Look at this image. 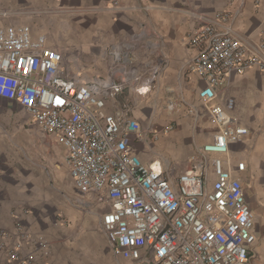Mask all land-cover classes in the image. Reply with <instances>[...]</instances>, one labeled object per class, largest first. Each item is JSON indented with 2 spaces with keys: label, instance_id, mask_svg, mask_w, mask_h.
<instances>
[{
  "label": "crops",
  "instance_id": "obj_1",
  "mask_svg": "<svg viewBox=\"0 0 264 264\" xmlns=\"http://www.w3.org/2000/svg\"><path fill=\"white\" fill-rule=\"evenodd\" d=\"M118 1L119 7L111 0H0V29L30 26L34 36H45L47 45L63 55L71 76L109 78L114 51L135 67L160 66L157 84L148 95L139 96L127 87L108 102L107 111L117 107L139 121L142 132L131 136V145L145 163L160 161L184 171L216 133L198 97L205 81L190 67L198 49L188 36L218 13L229 12V22L220 29L264 59V0ZM217 91L216 103L233 99L231 115L249 130L231 146V153L234 161L246 163L245 171L234 175L242 181L254 215L253 262L264 264V70L232 74ZM169 128L172 131L165 132ZM63 155L54 136L46 135L19 105L0 98V229L13 232L20 223L47 240L49 246L34 253L39 264H85L103 243L99 232L110 210L108 202L94 194L81 195L61 167L45 169L55 167ZM59 180L69 185L70 196L56 189ZM61 194L69 203L59 198ZM55 196L57 203L51 199ZM78 197L87 201L86 214L79 215ZM62 214L64 219L56 218ZM32 249L25 246L26 252ZM102 255L105 264H114L112 248Z\"/></svg>",
  "mask_w": 264,
  "mask_h": 264
},
{
  "label": "built area",
  "instance_id": "obj_2",
  "mask_svg": "<svg viewBox=\"0 0 264 264\" xmlns=\"http://www.w3.org/2000/svg\"><path fill=\"white\" fill-rule=\"evenodd\" d=\"M111 2L119 7L118 0ZM230 18L229 12L218 13L188 36L198 49L190 67L205 81L198 97L216 133L184 171L160 161L145 163L131 145V136L142 132L139 121L117 107L107 111L108 102L127 87L148 95L160 66L135 67L114 51L109 78L71 76L63 55L30 26L0 29V98L19 105L54 136L81 195L108 202L102 230L116 258L131 264H254V215L234 175L244 172L246 163L234 161L231 153L249 130L231 115L233 99L225 105L216 101L218 88L232 74L264 70V59L220 29ZM26 245L33 252H26ZM48 246L20 223L13 232L0 229L4 264H39L34 253Z\"/></svg>",
  "mask_w": 264,
  "mask_h": 264
},
{
  "label": "rangeland",
  "instance_id": "obj_3",
  "mask_svg": "<svg viewBox=\"0 0 264 264\" xmlns=\"http://www.w3.org/2000/svg\"><path fill=\"white\" fill-rule=\"evenodd\" d=\"M6 13V12H4ZM55 167H47L46 166V171H50L51 168L53 169H56L58 167H61L64 171V173H66V175H69L68 174V170L65 166V163H64V155L62 156V160L60 161H55L54 164H53ZM51 182H53L51 179H50V182L48 183V185H51ZM56 189L59 190L60 192H63L65 193L66 195L70 196L71 194V191H70V187L69 185L64 181V180H59L57 181V184H56ZM58 197L55 196V199L54 197H52L51 199L53 200L54 203H57L59 200L57 199ZM59 198L63 201H65L66 203H69V200L68 198H64V194H61L59 195ZM76 206H77V209L79 211V215H83L82 213L86 214V200L83 198V197H78V200L76 201ZM64 215L62 214V216H59L57 215L56 218L58 217V219H64L63 217ZM62 217V218H61ZM101 234V242L103 241V243L100 244V247L99 248H94V252L90 254L89 256V260H85L84 262H86L85 264H105L104 262V255H102L103 252H106L108 250L111 251V248L108 244V241H107V238L102 230V226L100 227V232ZM102 244H103V247H102ZM103 251V252H102ZM115 260H117L115 257H113ZM114 264H121V263H118L119 261L117 260V262L114 260Z\"/></svg>",
  "mask_w": 264,
  "mask_h": 264
}]
</instances>
